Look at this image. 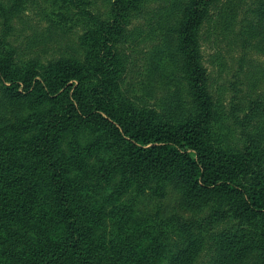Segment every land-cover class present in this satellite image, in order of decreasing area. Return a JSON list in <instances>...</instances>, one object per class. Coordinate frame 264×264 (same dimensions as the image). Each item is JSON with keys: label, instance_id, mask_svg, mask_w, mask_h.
Listing matches in <instances>:
<instances>
[{"label": "trees", "instance_id": "16d2710c", "mask_svg": "<svg viewBox=\"0 0 264 264\" xmlns=\"http://www.w3.org/2000/svg\"><path fill=\"white\" fill-rule=\"evenodd\" d=\"M27 2L0 0V264H264V91L228 105L202 57L205 28L264 53V0H46L82 57L45 61L18 44ZM147 41L153 103L125 50ZM152 182L203 216L115 202Z\"/></svg>", "mask_w": 264, "mask_h": 264}, {"label": "rangeland", "instance_id": "374dc122", "mask_svg": "<svg viewBox=\"0 0 264 264\" xmlns=\"http://www.w3.org/2000/svg\"><path fill=\"white\" fill-rule=\"evenodd\" d=\"M96 3L101 10L105 9L106 0H96ZM44 6H49L46 0H28L26 4L23 33L17 36L18 44H21L24 49L25 59L40 58L45 61L61 57H82L79 47L81 28L64 31L59 24L51 25L49 21L42 18L41 9ZM208 31L210 29L205 28L202 35V57L213 84L216 89L225 92L228 105L232 96H236L237 100L247 106L252 99L264 91V53L255 48L244 47L237 30L229 34L219 30H215L214 33ZM150 45L151 42L147 41L125 46V50L134 59L131 78L137 92L144 95L148 102L153 103L164 94L166 85L158 77L149 75V72L146 75L144 51L148 50ZM97 155L106 156L104 152H99ZM117 183V178L107 183L105 192L109 196ZM150 184L149 189L147 188L148 190L144 192L129 189L122 195V199L115 202L131 204L134 210L133 215L139 219L150 220L157 228L163 218L203 216V214H194L179 207L178 192L170 182ZM109 208H113V205L110 204ZM118 217H109L106 221L111 233L116 231L115 221ZM169 237L170 241L175 240L174 235L169 234Z\"/></svg>", "mask_w": 264, "mask_h": 264}]
</instances>
